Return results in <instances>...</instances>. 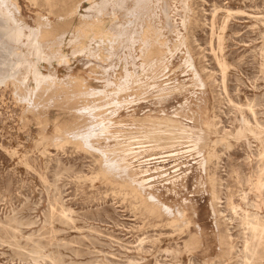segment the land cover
<instances>
[{
    "label": "rangeland",
    "instance_id": "1",
    "mask_svg": "<svg viewBox=\"0 0 264 264\" xmlns=\"http://www.w3.org/2000/svg\"><path fill=\"white\" fill-rule=\"evenodd\" d=\"M137 1L136 14L162 12L177 32L165 30L172 54L147 57H165L166 71V59L129 57L137 82L120 96L135 101L119 109L113 87L85 97L54 84L77 75L104 89L105 77L122 76L120 57L99 59L79 32L98 19L89 0L0 6V264H264V0ZM86 101L103 107L97 121L106 117L120 138L141 126L130 115L177 114L192 129L171 148L127 156L146 178L142 198L127 183L132 172H106L100 154L71 135L93 120L78 110ZM102 138L94 144L115 143Z\"/></svg>",
    "mask_w": 264,
    "mask_h": 264
},
{
    "label": "bare ground",
    "instance_id": "2",
    "mask_svg": "<svg viewBox=\"0 0 264 264\" xmlns=\"http://www.w3.org/2000/svg\"><path fill=\"white\" fill-rule=\"evenodd\" d=\"M0 1H2V0H0ZM3 1H4V4H0L1 7H2V5H6L5 3H8L10 0H3ZM130 1L131 0H103V1L99 2L97 0H89V2L91 4V6H90L91 11L98 12L97 13L98 14V16H97L98 19H94L92 21L91 20H86L87 22L84 23V26L81 27V29L79 31V32H82V34H85L86 37L91 35V40H93L95 43H97V46H99V47L96 50H94V53H96L97 56L99 55V59H103L104 60V58H102V57H105V56H103L105 54L110 55V56L114 55V56L120 57V65L121 66L123 65L122 66V72L123 73H122V76L119 79V81L118 82L117 81H113V80H111L110 77L107 76V77H105L106 79L103 81L105 83L104 86H103L104 89H99V88H93V87L89 86L88 85V80L86 78H83L82 76L74 75L67 82H63V80H61L59 78L56 82H54V84L59 83L62 86V85L70 83L71 85H73V88L76 89V91L73 92L74 95L81 94V95H83L85 97L98 95L100 93L106 92L108 87H113V90L115 91L117 97H115L113 99L112 103L113 104L115 103L114 105H116L118 109L121 108L122 106H124V104H127V103L129 104V103H132V102L135 101V96H131V97L130 96H128V97H121L120 96L122 93L128 92L132 88L131 87L132 81L133 82H137L135 71H130L129 68H128L129 57H135L134 54L136 52H138V54H140L139 55L140 57H145V60L148 59L147 58L148 54H151V53H163V54L170 53V54H172L173 53V51H172L173 49H171V47H169V45H168L167 39L165 37V30L170 32V33L171 32H177V30H176V26H174V24L172 23V20L171 19L166 20L165 14H163L162 12H161V16H159L158 13L156 15L155 12H151V15L148 18L142 17L139 14H136L137 11H135V9H134V5H135L134 2H133L134 0H132L133 4H132L131 7H130V5H128V2H130ZM138 1H140V0H138ZM138 1H137V3L135 2L136 5L139 4ZM154 1L158 4L161 0H154ZM120 12L123 14V17L119 16ZM104 15H109L110 18L113 21V23H112V25H111V27L109 29H105L104 28V24H103ZM83 17L86 18L87 16L83 15ZM153 17L157 18V20L154 21V22L151 19ZM12 19H14V18H12ZM1 22H0V24H1ZM11 22H12V20H11ZM1 25L3 26V24H1ZM10 26H12V24H10ZM19 26L20 25H18V27ZM20 29H22V28H20ZM18 31H20V30H18ZM20 32H22V31H20ZM177 36H178V34H177ZM35 40H37V39H35ZM3 41H4V39H3ZM157 42L162 46V48L160 50L156 51V50H152V49L149 48V47H153ZM53 43H54V41H53ZM2 44H1V46H2ZM34 44L36 45L35 42H34ZM34 44H31V45H34ZM40 44H42V43H40ZM38 46L42 48L43 44H42V46H40V45H38ZM175 46H177V45H175ZM6 47H8V46H6ZM50 47H52V46H50ZM56 47H58V45ZM10 48H12V47H10ZM38 48H37V50H39ZM41 48H40V50H41ZM0 50H1V48H0ZM17 50H15V51L17 52ZM3 51H5V50L3 49L2 52ZM59 51H60V49H59ZM7 52H9V51H7ZM3 54H4V52H3ZM10 55H12V54H10ZM8 57H10V56H8ZM18 57H19V55H18ZM23 57H24V55H23ZM57 57H58V55H57ZM55 58H56V56H55ZM156 58H157L156 60H154L155 58H153L152 60L153 61H159V60H165L166 59L165 57H156ZM171 59H172V57H171ZM150 60L148 59L147 61H150ZM152 60H151V65H152V63H154ZM147 61H143L142 66L146 65V63H148ZM165 61H166V63H164L162 65H165V71H166L169 68V61L167 59ZM62 62H67L68 63L69 59H67V57L65 56L62 59ZM119 69H121V68H119ZM8 72H7V74H8ZM4 73H5V71H4ZM163 74H165V72ZM104 76H106V74H104ZM0 77H1V74H0ZM7 77H8V75H7ZM9 77H10V75H9ZM0 81L2 83V80H0ZM40 86H41V84H39L38 87H36V89H34L32 91H29L28 93H31L30 94L31 96L29 94H27L28 97H32V94H36V92L40 88ZM49 86H53V85L49 84ZM47 91L48 92L50 91L49 88L45 92H47ZM172 92H173V90L160 91V96L164 97V96H167L168 94H171ZM86 102L87 103H85L80 108H78V110L79 111L89 110V113L91 112V118L93 120H92V122L89 123L90 126L88 127V130L86 132H83V131L82 132H75L74 131V132L71 133V135L74 138H76L77 141L79 140V142H81V144H83L85 147L90 148V149H94L95 152H98V154H100V157H102V159H103V165L107 168V169H105L106 172L112 173L116 169H118V171L120 169L121 170L124 169L123 171H127V169H128V171L132 172L133 175L130 176L127 179V183L131 187L132 191L137 196L142 198V192H143V189H144V185L143 184L145 183L146 178L141 180L142 176L141 177L138 176V172H136L135 167L134 168L131 167V164L133 162L129 161L128 160L129 158H127V156L134 155L133 156V158H134V157H137L138 156L137 154L141 153L142 151H147V152L148 151H158V150L161 151V150H166L167 148H171V145H173V143L176 144V143L182 142V140L186 139L187 135H189L190 132H193L192 129L190 127H188L180 119V117L177 116V114H175L173 116V115H168L167 113H162V115H159V114L157 115L156 113H148L143 118L135 117L136 115L135 116L130 115L133 118L134 121H140L139 123H141V126L133 127L131 135H129L128 137L124 136V137L120 138V137L116 136L115 133L107 132L108 123H112V122H110V121L106 122L105 121L106 117H104V119H102L100 121H97L99 118L97 117V115L95 113L98 110L102 109L103 107L97 106V104H93L92 102H90V103L88 101H86ZM117 108H115V109H117ZM102 112L104 113V111H102ZM98 114H100V112ZM254 116H255V113H254ZM100 118H102V117H100ZM109 129H111V128H109ZM104 136L107 137L108 139L114 140L115 143L112 146H109V147H105V146L102 147L103 145L99 146V144L101 142L99 144L98 143L94 144V142H93L94 138H98V139L101 138L103 140L102 137H104ZM102 142H106V141L104 140ZM149 155L150 156L147 159L148 161L154 160V159L156 160V159L162 157V156H160V157H151L152 154H149ZM144 157H146V155ZM115 173H116V171H115ZM121 176H123V174ZM152 201H154V200H152ZM156 201H158V200H156ZM143 202H145V200ZM245 218H246V216H245ZM244 220L245 219H243V221ZM261 221L263 223V220H261ZM258 222H259L258 224L256 223V224L252 225L253 223L251 224L250 221H249V223H250V225L252 227V233L254 232V234H256L257 232H259V234H260V232L262 233V231H259V229H260V226H259L260 225V221H258ZM72 224H73V222H72ZM246 226H247V223H246ZM250 229L251 228H249V230ZM252 236H253V234H252ZM254 241H256V239L253 240L252 242L254 243ZM262 245H264V244H262ZM253 248H251V249H253ZM251 249H248V250H251ZM255 250L256 249H254V253H255ZM249 253H250V251H249ZM251 253L253 254V252H251ZM257 253L259 254V252H257ZM254 255L255 254H253V256ZM253 256H251V257H253ZM130 264H132V263H130Z\"/></svg>",
    "mask_w": 264,
    "mask_h": 264
}]
</instances>
